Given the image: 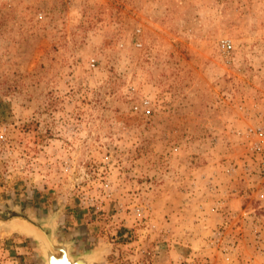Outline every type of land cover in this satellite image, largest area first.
Listing matches in <instances>:
<instances>
[{"label": "rangeland", "instance_id": "374dc122", "mask_svg": "<svg viewBox=\"0 0 264 264\" xmlns=\"http://www.w3.org/2000/svg\"><path fill=\"white\" fill-rule=\"evenodd\" d=\"M33 218L94 264H264V0H0V264H43Z\"/></svg>", "mask_w": 264, "mask_h": 264}, {"label": "bare ground", "instance_id": "6f19581e", "mask_svg": "<svg viewBox=\"0 0 264 264\" xmlns=\"http://www.w3.org/2000/svg\"><path fill=\"white\" fill-rule=\"evenodd\" d=\"M43 225L44 227L46 225V227H49V228L53 226L51 224V221H47V223L43 221ZM30 226L31 225H28V224L27 225L21 224L23 231L28 234L31 233ZM43 237L44 238L41 239V242L45 246L47 264H87V261H88V264H94L96 261L97 253L95 251L91 253L87 252L84 255L74 257L73 253H70L69 244H63V242L55 241V239L50 236H43ZM51 244L60 245L64 247L63 248L60 247L61 249L59 250L57 249V251H52V250H49L48 248V245L51 246ZM56 258L60 260H56Z\"/></svg>", "mask_w": 264, "mask_h": 264}, {"label": "water", "instance_id": "95a60500", "mask_svg": "<svg viewBox=\"0 0 264 264\" xmlns=\"http://www.w3.org/2000/svg\"><path fill=\"white\" fill-rule=\"evenodd\" d=\"M32 221L38 222L39 226L36 227V226H34L32 224H29V223H25V225H27V224L31 225L30 226L31 233H29L28 235H30L33 238L35 244L41 249V259L43 261V264H47L45 246L41 242V239L44 238L43 236H50V237L54 238L55 241L63 242V244H69L70 253H72V245H74L73 242L72 241H68V242L62 241L59 238H57L56 237V227H55V225L51 226V228H45L44 225H43V221H46V219L36 220L35 218H33ZM21 224L22 223L19 222V221H13L12 222V226L13 227H15L16 229H19L20 231H23V228L21 227ZM93 251H95V250H85V251H83L81 253L77 252V253H75L73 255H74V257H78V256H81V255H84L87 252L91 253Z\"/></svg>", "mask_w": 264, "mask_h": 264}, {"label": "built area", "instance_id": "2783aa9c", "mask_svg": "<svg viewBox=\"0 0 264 264\" xmlns=\"http://www.w3.org/2000/svg\"><path fill=\"white\" fill-rule=\"evenodd\" d=\"M138 45H140V43H138ZM222 45H223V47L224 48H226V49H230L231 48V43H230V41H228V40H226V41H223L222 42ZM90 66H94L95 65V61L92 59V60H90ZM151 105V101H150V99L149 98H144L142 101H141V105H140V107H142V109H144V110H147V109H149V106ZM139 107L138 106H135V109H138ZM258 149H260V147H258Z\"/></svg>", "mask_w": 264, "mask_h": 264}]
</instances>
